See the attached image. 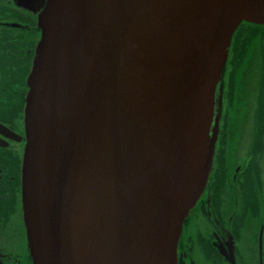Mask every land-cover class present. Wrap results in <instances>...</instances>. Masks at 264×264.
Here are the masks:
<instances>
[{"label": "water", "instance_id": "obj_1", "mask_svg": "<svg viewBox=\"0 0 264 264\" xmlns=\"http://www.w3.org/2000/svg\"><path fill=\"white\" fill-rule=\"evenodd\" d=\"M242 22L264 25V0H46L24 109L32 264H177Z\"/></svg>", "mask_w": 264, "mask_h": 264}, {"label": "flooded vegetation", "instance_id": "obj_2", "mask_svg": "<svg viewBox=\"0 0 264 264\" xmlns=\"http://www.w3.org/2000/svg\"><path fill=\"white\" fill-rule=\"evenodd\" d=\"M45 2L0 0V264H32L21 168L27 78ZM244 24L216 89L212 166L183 221L177 264H264V25Z\"/></svg>", "mask_w": 264, "mask_h": 264}, {"label": "trees", "instance_id": "obj_3", "mask_svg": "<svg viewBox=\"0 0 264 264\" xmlns=\"http://www.w3.org/2000/svg\"><path fill=\"white\" fill-rule=\"evenodd\" d=\"M247 25H248V24H244V22L241 23V24L239 25V27L236 29V31H235V33H234V36L237 34L238 29H239L240 27H242V26H247Z\"/></svg>", "mask_w": 264, "mask_h": 264}]
</instances>
